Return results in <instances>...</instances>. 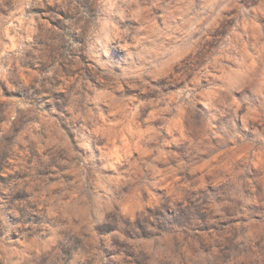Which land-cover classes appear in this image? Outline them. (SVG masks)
Instances as JSON below:
<instances>
[{
    "label": "rangeland",
    "instance_id": "374dc122",
    "mask_svg": "<svg viewBox=\"0 0 264 264\" xmlns=\"http://www.w3.org/2000/svg\"><path fill=\"white\" fill-rule=\"evenodd\" d=\"M13 42L62 75L0 98V264H264V0H0Z\"/></svg>",
    "mask_w": 264,
    "mask_h": 264
},
{
    "label": "clouds",
    "instance_id": "9594fccd",
    "mask_svg": "<svg viewBox=\"0 0 264 264\" xmlns=\"http://www.w3.org/2000/svg\"><path fill=\"white\" fill-rule=\"evenodd\" d=\"M153 4L149 3L144 8V11H149ZM154 33L146 30L145 28H137L134 32L123 31L119 33V39L122 41L118 45V49L114 51L113 55L115 59L124 60L129 59L133 60L137 56L138 52L145 46V43L149 40H152ZM31 40V36L28 37ZM15 46H9L5 49L4 53H0L6 57V62L0 64V98L4 96L5 92H10L12 94H19L22 91H27L29 88L35 90H40L44 88H52V84L49 83V80L53 77L54 73L57 75H62L59 70V65L57 64L53 68L45 71L30 70L28 68H21L18 57L21 55V52L24 51L23 44H17L13 42ZM8 53H13L14 55H8ZM71 59V57H69ZM91 58H89V61ZM89 61H77V67L83 65L91 64L93 68L96 67V63H91ZM100 67H103L102 65ZM82 72H86L87 68H81ZM154 71H159L154 65L148 69H138L133 68L131 75H139L141 72L145 74H151ZM65 85H61L64 87ZM75 99V98H74ZM36 103L44 104L45 100L43 96L39 95L37 92ZM234 102V101H233ZM239 106V105H237ZM121 211L124 213L126 219L124 225H128L130 228L135 229L137 232H143L146 228V222L143 221L144 213L143 208L140 205H137L136 209L128 210L123 205L121 206ZM140 212L142 215L138 219L136 213ZM128 243L131 245L129 248V254L127 256L118 257V259L126 260L129 264H136V258L139 257L140 253L144 250L145 241L143 240H129ZM159 250H153V255L158 254Z\"/></svg>",
    "mask_w": 264,
    "mask_h": 264
}]
</instances>
